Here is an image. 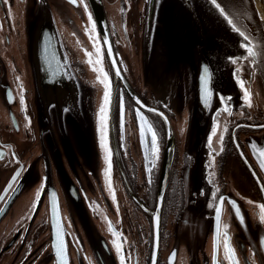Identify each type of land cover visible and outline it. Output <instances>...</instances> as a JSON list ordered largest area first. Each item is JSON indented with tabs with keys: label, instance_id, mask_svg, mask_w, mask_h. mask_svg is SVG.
<instances>
[{
	"label": "flooded vegetation",
	"instance_id": "flooded-vegetation-1",
	"mask_svg": "<svg viewBox=\"0 0 264 264\" xmlns=\"http://www.w3.org/2000/svg\"><path fill=\"white\" fill-rule=\"evenodd\" d=\"M148 1L102 0L117 76L90 0H0V264H64L55 229L70 264H264L262 0H192L200 22L163 0L147 58ZM47 17L66 61L49 54L42 83ZM198 52L213 70L209 108ZM150 108L171 120L169 161Z\"/></svg>",
	"mask_w": 264,
	"mask_h": 264
},
{
	"label": "water",
	"instance_id": "water-1",
	"mask_svg": "<svg viewBox=\"0 0 264 264\" xmlns=\"http://www.w3.org/2000/svg\"><path fill=\"white\" fill-rule=\"evenodd\" d=\"M162 2L163 0H149L148 1L147 23H146V30H145V50H146L147 58H149V54L153 52V48L155 45L156 33L159 27L158 17H159L160 8L162 6ZM183 2L186 6L191 8L192 15L195 16V18H197V20L200 22L197 10H194V11L192 10V5H193L192 0H183ZM90 3L95 13L110 61L112 62L113 68L115 69L117 76H118L119 74H118V70L115 64L114 49H113V44H112L109 27H108V23L106 19L104 4L102 0H90ZM43 22H51L53 26L51 28H46V29L37 28V31L35 33V48H36V55H37V60L39 64V72H40L39 77L41 81L42 80L45 81L49 79V77H44V71L46 70L47 66L54 62V60L47 58L49 54H51V57H52V54L54 53L62 54L63 55L62 61L63 62L66 61L64 51H62V48H61V42L60 43L58 42V36L55 30V26H54L55 24H54L53 18L47 17L43 20ZM197 54H200V55L198 59H193V62L195 65V70H197L196 83L198 85L197 89H198L199 97H200L199 101L202 103V105H205L209 108L210 103H211V96H212V85H213L212 84V79H213L212 71L213 70L209 62L202 58V53L198 52ZM148 60L149 59H147V61ZM131 95L136 101L142 104L140 99L134 94H132V92H131ZM150 110H153L154 112L159 114L165 121L166 129H167L166 157H167V161H169L170 159L173 158L174 150H175V146H174L175 145V133L172 127L171 120L167 116V114H165L163 111L159 109L150 108ZM167 161L164 166L165 170L168 167L169 169L171 168L172 160L170 161V164ZM167 183H168V171L167 172L165 171L162 181H161V187H160L159 202L161 204H163V201H164V197H165V193L167 189ZM161 204L159 205V209L161 208ZM160 214H161L160 212H159V215L157 213L153 214L155 218L156 236L160 235V233H158V227L160 225ZM53 244H54V249L56 253L58 252V254L61 253L63 255L64 264H70V261L68 258V251H67L65 236L63 234H59V231L57 229H55L54 231ZM158 253H159V243L156 240L155 248H154V257H153L154 262L157 261ZM59 257H60V254H59Z\"/></svg>",
	"mask_w": 264,
	"mask_h": 264
},
{
	"label": "rangeland",
	"instance_id": "rangeland-1",
	"mask_svg": "<svg viewBox=\"0 0 264 264\" xmlns=\"http://www.w3.org/2000/svg\"><path fill=\"white\" fill-rule=\"evenodd\" d=\"M163 44H164V46H165L166 48H168V51L170 50V46H173L172 43H166V42H164ZM159 45H162V42H160ZM164 46H160V49L162 50V47H164ZM169 54H170V53H169ZM170 55H171V54H170ZM171 58L173 59V58H175V57L171 55ZM166 60H167V61H166ZM166 60H165V58L162 59L163 64H166V65H167L169 62H168V59H166ZM172 72H173V69H172V68H171L170 70H162V74H163V76H164V75H167V74L171 75ZM171 76H172L173 78H177V77L174 76V75H171ZM177 79H178V78H177ZM185 87H186V86H185ZM99 91H100V93H99V95H98V100H99L101 97H103L104 94H105V91H104L103 87H101V88L99 89ZM169 91H171L172 93L175 94V89H174V88L169 89ZM184 95H186L185 92H184ZM184 95L182 94L183 99L185 98ZM164 96H165V95H164ZM166 96H167V94H166ZM178 96H179V99H180V95H178ZM168 98H169V97H168ZM185 100H186V99H185ZM184 104L186 105V102H185ZM183 111H186V108H185V110H183ZM180 126L183 127V128H185V126H184L182 123H180ZM179 139L182 141L183 136L181 135V136L179 137Z\"/></svg>",
	"mask_w": 264,
	"mask_h": 264
},
{
	"label": "bare ground",
	"instance_id": "bare-ground-1",
	"mask_svg": "<svg viewBox=\"0 0 264 264\" xmlns=\"http://www.w3.org/2000/svg\"><path fill=\"white\" fill-rule=\"evenodd\" d=\"M258 9H259L260 15L264 19V0L258 3Z\"/></svg>",
	"mask_w": 264,
	"mask_h": 264
}]
</instances>
